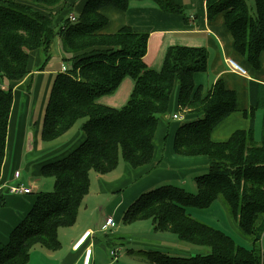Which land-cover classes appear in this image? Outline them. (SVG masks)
<instances>
[{"label":"trees","instance_id":"1","mask_svg":"<svg viewBox=\"0 0 264 264\" xmlns=\"http://www.w3.org/2000/svg\"><path fill=\"white\" fill-rule=\"evenodd\" d=\"M131 0H87L75 21L56 18L68 9L66 0H0V172L4 160L12 82L27 73L30 53L39 49L44 62L58 36L67 71L52 79L42 118L41 139L53 141L81 122L83 140L66 156L44 164L41 175L52 179V188L39 191L28 214L0 248V264H25L30 250L40 245L59 247L57 231L76 221L89 189V173L105 174L119 160L130 167L149 164L153 137L160 116L167 113L170 95L177 86V102L198 112L183 121L174 138V152L206 155L207 168L194 176L195 192L162 184L138 195L124 210L121 222L149 219L154 231H167L179 240L203 248L192 255H171L159 250H138L150 264H264V85L250 86V104L263 111L260 138L253 122L234 131L226 141H213L211 131L236 111L234 91L217 80L205 96L193 80L206 69L205 48L168 47L156 71L144 62L148 34L123 26L114 33L100 29L107 19L99 10L107 5L125 10ZM169 13L183 14L173 0H150ZM208 19L222 15L234 49L254 68L264 53V0H205ZM129 76L134 85L125 104L114 108L98 99L113 93ZM216 199L226 206L251 243L242 246L224 231L194 217L187 207L207 208ZM135 252V253H136Z\"/></svg>","mask_w":264,"mask_h":264},{"label":"crops","instance_id":"2","mask_svg":"<svg viewBox=\"0 0 264 264\" xmlns=\"http://www.w3.org/2000/svg\"><path fill=\"white\" fill-rule=\"evenodd\" d=\"M86 1L66 0L68 9L58 15L56 22L69 14L76 16L81 12ZM173 1L183 8V14L163 11L150 0H131L125 10H119L110 5L104 6L99 12L107 19V23L100 29V32L110 34L123 26H130L136 32L147 33L144 62L156 71L161 68L168 47L177 45L205 48L208 51L206 69L195 72L193 75L195 85L201 87L202 96L208 93L212 84L217 80L222 81L226 89L234 91L236 96V111L214 126L210 134L211 139L218 142L226 141L234 131L249 128L253 119L254 138L259 140L257 124L260 119L262 122L263 111L259 107H251L249 89L250 81L264 85V53H260L259 56L260 66L252 67L245 57L234 49L232 35L226 28L222 15H216L212 19L207 18L205 0ZM54 44L56 53L52 50ZM50 52L48 60L44 62L43 53L39 49L33 50L28 58V73L22 79L11 83L12 104L8 116L5 154L0 172V248L8 242L12 230L28 214L38 192L48 191V187L52 185L49 179L42 177L41 167L66 156L84 137L80 123L75 128L74 124L67 132L53 141L41 139L42 118L52 79L56 73L61 72L62 65H67L63 60L58 36L54 39ZM56 58L58 62L55 61ZM228 59H232L244 68L245 74L241 75L230 68L227 64ZM121 82L113 93L101 96L98 101L114 108L124 105L134 81L126 76ZM177 91V86L174 85L167 113L158 119L152 141L154 145L152 161L146 165L130 167L126 163L121 164L119 160L117 167L108 173L98 174L91 171L89 189H92L95 197L105 195L106 202L111 198L109 205L103 208V212L92 224L81 225L82 218L87 213L91 217L94 216L95 209L92 211L89 209L87 212V206H85V211L81 212L80 205L74 224L58 229L59 247L49 250L35 245L30 250L29 259L25 264H83L84 248L88 245L92 248L89 264H101L97 262L96 251L94 260L92 259L96 244L94 240L93 242L90 240V237L96 232H102L108 240L122 243L120 247L122 254L132 255L136 250L150 248L144 246V242L140 240L141 233H153L154 231L149 219L131 223L148 221L149 223L146 222L144 226L138 224L130 228V225L124 224L110 232L101 231L100 227L107 217L114 220L113 214L116 220L121 221L126 207L140 193L154 188L159 183L170 184L169 181L172 179H177L175 181L179 183V179L183 178L186 173L194 171L197 175L207 168L208 157L206 155L185 156L174 152V138L180 124L199 116V113L194 111L184 113V109L177 102ZM173 113H180L184 120L181 122L172 120ZM13 170L20 172L19 181H9ZM16 183H22L25 187H30L32 191L28 194L9 193L7 186ZM89 189L85 197L89 194ZM216 200L222 203L219 199ZM97 210L100 212L101 207L98 206ZM188 211H191V208H188ZM67 228L70 231L65 233ZM86 231H91L90 235L85 238L80 248L73 250V244ZM134 235L135 238L132 239ZM109 236H111L110 239ZM134 240H140L142 243L137 246L138 248L135 247L136 250L132 246H127L128 242ZM261 241L262 237L260 243ZM261 246L264 247V244L262 243ZM176 249L172 250L175 252H171L175 254H169L187 256L203 251V248L195 251L196 248L179 244Z\"/></svg>","mask_w":264,"mask_h":264},{"label":"rangeland","instance_id":"3","mask_svg":"<svg viewBox=\"0 0 264 264\" xmlns=\"http://www.w3.org/2000/svg\"><path fill=\"white\" fill-rule=\"evenodd\" d=\"M247 3L249 5V7L253 9V0H247ZM67 18H68V16H67ZM52 50H53V53L57 52V50H55V44H54V48ZM52 59H50V61ZM55 61H57V58L55 59ZM183 109H184V113L190 111L186 107H183ZM172 120H174V119H172ZM82 121H83V119L77 121V124H75L74 128L77 127V125H79ZM178 122H180V121H178ZM260 128H261V119H260V121H258V124H257V130H258L259 137H260V130H261ZM120 163L123 164L124 162H122V160H120ZM194 176H195L194 171L189 172V173H186L183 178L179 179V183H177V181H175L177 179H172L169 181V183L171 182L170 184H173V185L178 184V186L180 185L181 187H183L185 190H187L189 192H195ZM45 179H49L52 183L51 178H45ZM160 185H162V183H159L155 187L160 186ZM51 188H52V185L50 187H48V190H51ZM110 200H111V198H109L108 202H106L107 198L105 197V195H102L101 197L93 196L92 189H89V194L82 201L81 212L85 211V206H87V212L89 211V209L91 211L93 209H95L94 216L91 217L87 213L86 216L82 218L80 225L81 224H92V222L100 215V213L103 212V208H105L106 205H109ZM98 206L101 207L100 212L97 210ZM188 208H191V211H189V212L192 213V215L194 217H196L199 220H201L205 223H208V224L224 231L236 243H238L242 246H249V244L251 243L250 237L247 234L241 232V230H239V229L237 230L238 224L228 214L226 206L223 202L219 203V202H217V200H215L207 208L187 207V211H188ZM113 217H114V220L116 223V227L114 229H112V231L115 230L117 227L120 228L124 225L120 220L115 219V214H113ZM146 222H148V221H141V222H136L134 224H127V225H130L129 227L133 228V227H136V225H138V224H143V226H144V225H146ZM65 231H66L65 233H68L70 231V229L67 228ZM141 234L142 235L140 236L141 237L140 240L142 242H144V244H145L144 246H148L152 249H157V250H160L163 252H168V253L175 252L172 250L176 249V247H178V244L183 245L185 247H189V248H196L197 250H195V251H200V249H201V247L198 248L199 246H197V245H194V244H191V243H188L185 241L181 242L178 239V237L171 232L153 231V233H141ZM110 238H111V236H109V239ZM134 238H135V235L132 237V239H134ZM90 240L92 242L94 240V243L96 244L94 247L92 259L94 260V252L96 251L97 252V255H96L97 262H100L101 264H150L148 262H145L137 254V252L132 254V255L122 254V250L120 249L122 243H117L111 239L108 240L107 236H105L102 232H96L94 235H92L90 237ZM140 240L130 241L127 243L128 244L127 246H132L133 248H135L141 243ZM262 243L264 244V233L262 235L261 244ZM161 245H166L168 247H164V246L162 247ZM114 248H119V251H118L116 258H113L109 254L110 251L113 250ZM150 248H148V249H150ZM167 249H170V250H167ZM135 250H136V248H135ZM176 250H178V249H176ZM171 254H175V253H171Z\"/></svg>","mask_w":264,"mask_h":264},{"label":"built area","instance_id":"4","mask_svg":"<svg viewBox=\"0 0 264 264\" xmlns=\"http://www.w3.org/2000/svg\"><path fill=\"white\" fill-rule=\"evenodd\" d=\"M68 19H69V21L73 22L76 20V16L74 14H69ZM227 64L229 65L230 68H232L236 72L240 73L241 75L245 74L244 68H242L236 62H234L232 59H228ZM65 71H67V65H62L61 66V72H65ZM171 118L174 120L180 121V122L184 120L183 116L180 113H173ZM19 179H20V172L18 170H13L11 172V177H10L9 181H19ZM7 191L9 193H12V194H28L32 191V189L30 187H25L22 183H16V184L8 185ZM115 227H116V223L113 220V218L107 217L104 220V222L102 223L100 230L107 232V231H112V229H114ZM90 233H91V231H86L82 235V237L73 244L72 249L77 250L78 248H80L82 242L85 240V238L88 237V235H90ZM118 251H119V248H114L113 250L110 251L109 254L113 258H116ZM91 253H92L91 246L90 245L86 246L84 248L83 264H89Z\"/></svg>","mask_w":264,"mask_h":264}]
</instances>
